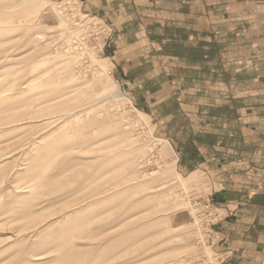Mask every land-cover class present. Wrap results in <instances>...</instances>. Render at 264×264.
<instances>
[{"label":"rangeland","instance_id":"rangeland-1","mask_svg":"<svg viewBox=\"0 0 264 264\" xmlns=\"http://www.w3.org/2000/svg\"><path fill=\"white\" fill-rule=\"evenodd\" d=\"M86 5L0 0V264H218L213 169L181 165L163 114L186 97L177 45L142 9Z\"/></svg>","mask_w":264,"mask_h":264},{"label":"crops","instance_id":"crops-1","mask_svg":"<svg viewBox=\"0 0 264 264\" xmlns=\"http://www.w3.org/2000/svg\"><path fill=\"white\" fill-rule=\"evenodd\" d=\"M86 1L87 8L104 9L120 23L126 10L142 9L154 16L156 38L177 45L169 54L184 62L173 71L184 73L186 97L184 103L169 99L174 111L163 114L170 116L181 165L213 169L206 178L228 216L218 225V264H264V0ZM211 24L226 31L225 50L207 35ZM134 53L135 65L127 58L120 69L138 82V71L147 72L155 59Z\"/></svg>","mask_w":264,"mask_h":264},{"label":"bare ground","instance_id":"bare-ground-1","mask_svg":"<svg viewBox=\"0 0 264 264\" xmlns=\"http://www.w3.org/2000/svg\"><path fill=\"white\" fill-rule=\"evenodd\" d=\"M102 69H103L102 73L107 75L108 74V70L105 67H102ZM115 94H116V92H115ZM117 96H119V97L123 96V94L120 92V90H117Z\"/></svg>","mask_w":264,"mask_h":264}]
</instances>
